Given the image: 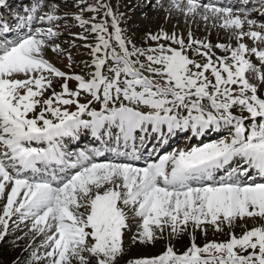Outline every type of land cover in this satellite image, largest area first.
Listing matches in <instances>:
<instances>
[{
	"label": "snow or ice",
	"instance_id": "1",
	"mask_svg": "<svg viewBox=\"0 0 264 264\" xmlns=\"http://www.w3.org/2000/svg\"><path fill=\"white\" fill-rule=\"evenodd\" d=\"M73 4L78 11L61 16L67 0H37L11 24L0 20V241L12 231L24 232L17 240L42 237L13 264H119L129 212L139 220L133 244H154L166 229L169 240L191 232L182 253L169 243L128 264H264V21L246 7L169 0L166 12L220 27L236 46L161 29L144 38L154 47H138L106 0ZM69 18L82 29L70 35L90 49L87 79L46 58L49 49L65 57L56 39ZM181 132L218 138L153 160ZM85 133L94 146L68 151L66 141ZM141 149L148 160L135 166ZM245 218L261 223L237 236L231 229ZM208 226L217 233L227 226L229 238L197 245L194 233L206 236Z\"/></svg>",
	"mask_w": 264,
	"mask_h": 264
},
{
	"label": "rangeland",
	"instance_id": "2",
	"mask_svg": "<svg viewBox=\"0 0 264 264\" xmlns=\"http://www.w3.org/2000/svg\"><path fill=\"white\" fill-rule=\"evenodd\" d=\"M71 1H67L66 8L61 7L60 9V15L63 16L65 12H75L78 11L74 7V4ZM153 1V2H152ZM151 3L145 1V0H106V2L113 8L114 12L123 13V17L121 20V28L125 29L127 35L132 38V40L136 43L138 47H149V46H155L151 41H148L147 43L144 42V38L148 32L156 33L163 29L165 32L171 34L175 32L177 35H182L185 40L187 41V34L189 31L192 32L193 37L196 39L206 40L207 42H210L212 45H215L217 43L222 44H231L233 47L236 46V40L235 39H229V32L220 28V27H208L205 28V22L203 20L197 19L195 22L189 18L187 21L183 15L177 12H172L169 14L165 11V9L168 7L169 0H161V3L164 5V8H160L158 5H156V0H152ZM217 0H201L203 3H216ZM219 1V0H218ZM256 1V2H255ZM32 3H36L37 0H31ZM89 3H93L94 0H88ZM59 3L61 5L64 4V0H59ZM72 4V5H71ZM145 4V5H144ZM222 4V3H220ZM235 2L231 4H226L230 6H234ZM26 5H28V1L26 2ZM70 5V6H69ZM153 5H156L153 7ZM68 7V8H67ZM71 9H70V8ZM74 7V8H73ZM246 7L250 10H252V15L250 18H255L261 21H264V16H261L260 14V0H242V3L238 6H235L234 8H242ZM28 9V7H26ZM65 8V9H64ZM132 13V14H131ZM91 13H85L84 18L87 19ZM102 15V14H101ZM68 24V31L64 30L63 26ZM60 27V36L56 39L57 44L60 43L61 47L66 50V55L64 58L58 57L55 53H52L49 49L46 53V58L58 69L61 71H68L70 74H79L81 76H84L86 79L88 78L87 73L91 72L93 69L86 68L84 66L85 61H87L89 64L91 63V56H90V49L83 47V44L86 43L85 41L81 40H74L73 36L70 35V33L78 34L82 31L79 27L75 26L74 21L70 19L64 20L61 19L59 21ZM64 24V25H63ZM71 26V27H70ZM71 28V29H70ZM74 28V29H72ZM62 30V31H61ZM246 30V26H245ZM65 31V32H64ZM68 32V33H67ZM65 34V35H64ZM63 35V37H62ZM64 42V43H63ZM163 42V41H162ZM246 43L249 47L252 46V41L249 40L247 37L244 38L242 41ZM88 43H94L93 40H89ZM166 43L167 42H163ZM73 44L75 46H73ZM175 47V45H173ZM213 51L216 53V55L223 56L226 55V53L221 52L219 49L213 48ZM70 54L72 58V65L71 69L67 67V63L65 62L67 59L66 56ZM191 56V53H189ZM196 59H200L199 57H196ZM253 63L257 64L259 66V62L255 60V57H251ZM73 90L76 88V83L72 84ZM53 87L60 91V82L59 80H54ZM49 92H46L45 95H49ZM235 114L239 115L240 113L237 111ZM32 115V114H31ZM246 115V113H245ZM85 136L88 139L87 142H93L92 137L90 134H82L81 137L76 141H66V148L68 151H72L74 148H77V150H82L87 147H92L94 145L88 146L87 142L83 141V138ZM186 136H191L190 132H181L177 133L175 136L171 137L168 142L164 145H160L157 147L156 152L152 154V157H155L159 154H163L164 152L171 151L176 148H183L185 146H189V141H186ZM211 139H217L218 136L216 133L208 134ZM197 139V138H196ZM194 137H192L191 145H198L196 143V140ZM206 138H202V143H207ZM176 141H179L176 142ZM139 140L137 139L136 143H138ZM187 142V143H186ZM194 142V143H193ZM211 142V141H210ZM156 144V141L153 139L147 144V148L151 149L152 145ZM201 144V143H200ZM131 150V148H129ZM142 151H146L145 149H141ZM148 155V153H146ZM140 162H143L145 159L141 158ZM148 160V156H147ZM142 165H135V166H143L144 163H141ZM130 219L128 221L129 225L131 226L130 230H125L123 235V241H124V248H125V254L128 257L127 262L123 264H128V262L132 259L139 258V257H150L159 255L165 250V247L167 246V243H165V238L168 234V230L166 229L163 236V239H157L154 244L149 245H142V244H133L132 243V236L137 232V228L134 226L137 223H139L138 219H131L132 213H128ZM260 221L258 218H245L243 221H240L239 219L235 222V226L231 231H234L237 236H240L243 231L246 229H251L254 226H259ZM241 225H245L246 227H241ZM21 228H23V225H21ZM26 231V229H25ZM230 229L225 226L222 232H214L211 226H208L207 235H203L202 232L197 230L194 235L197 239V245L202 246L207 241L215 240L217 242L226 241L229 236ZM191 232V229H189V232ZM157 235L159 236L160 233L157 231ZM181 235H187V232L181 234ZM24 232L23 231H12L10 234L5 238L4 241H0V243H7L10 242L15 249H19L24 251V254L28 256V251H25L26 246L31 242L33 245V248L37 247L42 240V237H36L34 241H30L27 237H24L22 239L17 240V237H23ZM187 247H183V251H185ZM176 251V248L174 249ZM41 251H43L41 249ZM178 251V250H177ZM179 252V251H178ZM177 252V253H178ZM181 253V252H179ZM9 261L5 259H0V264H7Z\"/></svg>",
	"mask_w": 264,
	"mask_h": 264
},
{
	"label": "trees",
	"instance_id": "3",
	"mask_svg": "<svg viewBox=\"0 0 264 264\" xmlns=\"http://www.w3.org/2000/svg\"><path fill=\"white\" fill-rule=\"evenodd\" d=\"M204 235V234H203ZM189 240H190V234L187 232V235H180L175 239L169 240V236L167 234L165 238V243L167 245L171 243V245L176 248V251L178 250L179 252H183V247H188L189 246ZM197 239L195 238V242ZM197 243V242H196ZM28 256L24 254V251L15 249L13 245L10 242L7 243H1L0 244V258L8 260L9 262L7 264H13L14 261H16L18 258L21 261H24L27 259ZM128 260V257L124 255L120 260L119 264H123L124 262L126 263Z\"/></svg>",
	"mask_w": 264,
	"mask_h": 264
},
{
	"label": "bare ground",
	"instance_id": "4",
	"mask_svg": "<svg viewBox=\"0 0 264 264\" xmlns=\"http://www.w3.org/2000/svg\"><path fill=\"white\" fill-rule=\"evenodd\" d=\"M27 1H31V0H6V5L5 6V9L3 10V12H5L8 8V6L10 7V10H14V8L16 7L17 8V11L16 12H10L9 14V17H8V22L11 24L13 19L17 16V15H20V16H23L22 14L25 15V10L27 9L26 8V2ZM34 1V0H33ZM67 1H71V0H67ZM146 2L148 1L149 4L151 3L152 0H145ZM73 2V1H72ZM153 2V1H152ZM33 3L32 2H28V9L31 7ZM68 5V4H67ZM72 5V4H71ZM145 5V4H144ZM70 6V5H69ZM4 6H0V9L3 8ZM66 8V7H65ZM64 8V9H65ZM68 8V7H67ZM70 8V7H69ZM74 8V7H73ZM71 9V8H70ZM69 12V11H68ZM74 12V11H73ZM132 14V13H131ZM70 19V18H69ZM64 25V24H63ZM66 25H68L66 23ZM39 26V25H37ZM71 27V26H70ZM64 28V26H63ZM71 29V28H70ZM74 29V28H72ZM62 31V30H61ZM65 32V31H64ZM68 33V32H67ZM65 35V34H64ZM63 37V35H62ZM57 43V42H56ZM64 43V42H63ZM60 44V43H58ZM74 151H77V148H74L72 151L70 152H74ZM142 165V164H141Z\"/></svg>",
	"mask_w": 264,
	"mask_h": 264
}]
</instances>
